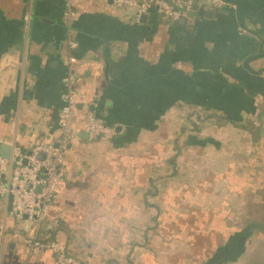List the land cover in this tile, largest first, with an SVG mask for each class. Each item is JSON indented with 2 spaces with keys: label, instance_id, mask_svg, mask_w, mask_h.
Listing matches in <instances>:
<instances>
[{
  "label": "crops",
  "instance_id": "obj_1",
  "mask_svg": "<svg viewBox=\"0 0 264 264\" xmlns=\"http://www.w3.org/2000/svg\"><path fill=\"white\" fill-rule=\"evenodd\" d=\"M73 13L0 0V144L57 134L68 74L76 131L37 224L0 195V264H57L32 234L81 264H264V0L202 2L184 21L111 0ZM89 114L114 135L89 139Z\"/></svg>",
  "mask_w": 264,
  "mask_h": 264
},
{
  "label": "built area",
  "instance_id": "obj_2",
  "mask_svg": "<svg viewBox=\"0 0 264 264\" xmlns=\"http://www.w3.org/2000/svg\"><path fill=\"white\" fill-rule=\"evenodd\" d=\"M218 0H111L118 8L128 9L136 16L154 9L168 19H178L197 3H216ZM73 0H66V16H73ZM73 48L75 42H70ZM75 56L70 54L67 63L72 64ZM72 76L64 78L67 90L60 109L58 132L51 138L32 142L25 147L16 146L9 158L0 157V195L11 196V212L16 219H23L30 224H37L48 212L55 193L62 182L61 168L63 165L66 145L75 137V130L70 125L74 110V97L70 89ZM85 130L89 139L111 138L115 127L103 123L99 118L89 114ZM42 153V157L38 154ZM29 249L50 250L57 264H81L68 254L63 244L56 241L44 242L34 234L26 240Z\"/></svg>",
  "mask_w": 264,
  "mask_h": 264
},
{
  "label": "water",
  "instance_id": "obj_3",
  "mask_svg": "<svg viewBox=\"0 0 264 264\" xmlns=\"http://www.w3.org/2000/svg\"><path fill=\"white\" fill-rule=\"evenodd\" d=\"M198 8V4L195 3L192 8L185 14V16L183 17H180L178 20L179 21H184V18L189 16H193L195 10ZM10 150H11V146L9 144H6V143H1L0 144V157L3 158V159H7L9 158V155H10ZM42 153H39L38 154V157H42ZM8 200L9 202H11V196L9 195L8 196Z\"/></svg>",
  "mask_w": 264,
  "mask_h": 264
},
{
  "label": "trees",
  "instance_id": "obj_4",
  "mask_svg": "<svg viewBox=\"0 0 264 264\" xmlns=\"http://www.w3.org/2000/svg\"><path fill=\"white\" fill-rule=\"evenodd\" d=\"M197 117L199 118L200 116H197ZM205 117L213 118L216 122L223 123V124L227 123V122L232 123V124L235 123V120H233L232 118H229L224 114H219V113H215V112H213L211 114H207V116L205 115ZM191 124H192L191 129H193V130L198 129V123L197 122H192ZM44 242H48V241H44Z\"/></svg>",
  "mask_w": 264,
  "mask_h": 264
},
{
  "label": "rangeland",
  "instance_id": "obj_5",
  "mask_svg": "<svg viewBox=\"0 0 264 264\" xmlns=\"http://www.w3.org/2000/svg\"><path fill=\"white\" fill-rule=\"evenodd\" d=\"M262 134H264V132H263ZM260 146H261V145H260ZM258 152H259V154H260V153H261V150H258ZM263 152H264V150H263ZM258 170H261V173H264V161L258 163ZM262 178H263V177H260V178H259V180L261 181L260 183H264V181L261 180ZM258 206H260V205H258ZM263 210H264V208H263Z\"/></svg>",
  "mask_w": 264,
  "mask_h": 264
}]
</instances>
